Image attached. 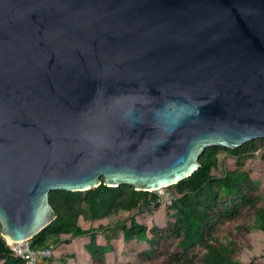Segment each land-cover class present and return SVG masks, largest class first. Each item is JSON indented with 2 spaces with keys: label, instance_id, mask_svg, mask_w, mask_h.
<instances>
[{
  "label": "water",
  "instance_id": "obj_1",
  "mask_svg": "<svg viewBox=\"0 0 264 264\" xmlns=\"http://www.w3.org/2000/svg\"><path fill=\"white\" fill-rule=\"evenodd\" d=\"M264 138V0H0V224L53 191L153 192Z\"/></svg>",
  "mask_w": 264,
  "mask_h": 264
},
{
  "label": "trees",
  "instance_id": "obj_2",
  "mask_svg": "<svg viewBox=\"0 0 264 264\" xmlns=\"http://www.w3.org/2000/svg\"><path fill=\"white\" fill-rule=\"evenodd\" d=\"M260 148V163L264 165V138L253 140L236 150L207 148L200 157V168L192 176L166 188L175 193L169 208L176 209L179 215L165 227L149 229L137 219L138 214L159 205V196L154 192L137 191L130 185L109 187L104 183L88 191H53L50 203L57 218L30 240L31 247L46 249L70 244L71 240L65 241V235L72 238L90 236L89 243L84 246L91 255L90 264H107L109 248L97 243L95 230L83 229L80 217L99 220L125 211L130 213V224L127 220L123 221L118 229L128 242L148 241L151 250L145 255L151 260L166 257L170 264H258L256 259L249 263L240 260L236 255L237 241L226 243L225 239L228 233L239 230L249 232L250 225L244 224L250 215L255 219L254 227L264 232V205H260L259 188L250 172L240 167L222 177L214 176L213 169L219 164L220 149L242 156ZM225 226L230 227V231L221 239L216 238L215 234ZM1 232L0 224V264H26L24 258L12 253ZM62 256L67 255L64 253Z\"/></svg>",
  "mask_w": 264,
  "mask_h": 264
},
{
  "label": "rangeland",
  "instance_id": "obj_3",
  "mask_svg": "<svg viewBox=\"0 0 264 264\" xmlns=\"http://www.w3.org/2000/svg\"><path fill=\"white\" fill-rule=\"evenodd\" d=\"M261 151L262 148L250 154L237 156L227 150L220 149L218 151L219 164L213 169V175L222 177L227 172L236 170L238 167L250 172L253 182L259 188L261 198L260 205H264V165L260 163ZM239 164H241V166H239ZM153 192L159 196V205H154L151 209L145 210L137 215L139 222L146 224L149 229L155 226L165 227L171 219L179 215L176 209L169 208L175 198L173 190L163 188ZM129 218L130 213L121 211L118 214H113L99 220H87L80 217L79 223L85 230H95L97 233V243L109 248L107 264H170L166 257L160 260H151L145 255V253L151 250V244L148 241H126L124 233L118 229V225L123 221H128ZM254 220V217L250 215L244 224L245 226H247V224L250 225L249 232L239 230L238 232L235 231L233 234H230L228 233L230 227L225 226V228L219 229L215 236L221 239L223 234L225 235L228 233L225 242L228 243L231 240L237 241L236 255L240 260L244 263H249L253 259H256L258 264H264V232L254 227ZM128 224H130L129 221ZM71 238L70 235L64 236L66 242L69 240H71L70 242L73 240L79 242L81 245L79 248H82V246L84 247L90 241V236ZM84 252V255H80L78 259H76L77 256H70L71 260L64 257L62 262L76 264V261H78L79 263L90 264L91 258L89 257V252L86 250H84ZM53 261L54 259H50V262Z\"/></svg>",
  "mask_w": 264,
  "mask_h": 264
},
{
  "label": "built area",
  "instance_id": "obj_4",
  "mask_svg": "<svg viewBox=\"0 0 264 264\" xmlns=\"http://www.w3.org/2000/svg\"><path fill=\"white\" fill-rule=\"evenodd\" d=\"M12 253L17 257L26 260V264H40L45 260L51 259L55 255V246L46 249H33L31 242H11L8 245Z\"/></svg>",
  "mask_w": 264,
  "mask_h": 264
},
{
  "label": "crops",
  "instance_id": "obj_5",
  "mask_svg": "<svg viewBox=\"0 0 264 264\" xmlns=\"http://www.w3.org/2000/svg\"><path fill=\"white\" fill-rule=\"evenodd\" d=\"M81 245L79 242H75L74 240L70 243V244H63L61 246H58L55 250V255L52 259H54L53 262H50V259L43 261L41 264H70V263H63L62 260H64V257L62 256V254H66L67 256H65L66 259L71 260L70 256H77L76 259H78V257L80 255H84L83 253L85 250V247L82 246V248H79ZM84 249V250H83ZM62 259H61V258ZM89 257L91 258V255L89 253ZM75 260V259H74ZM78 264L79 262L76 261Z\"/></svg>",
  "mask_w": 264,
  "mask_h": 264
},
{
  "label": "bare ground",
  "instance_id": "obj_6",
  "mask_svg": "<svg viewBox=\"0 0 264 264\" xmlns=\"http://www.w3.org/2000/svg\"><path fill=\"white\" fill-rule=\"evenodd\" d=\"M12 241H9V243H11Z\"/></svg>",
  "mask_w": 264,
  "mask_h": 264
}]
</instances>
